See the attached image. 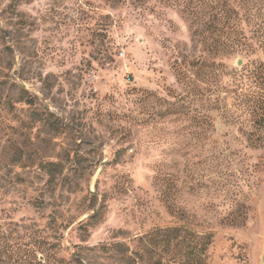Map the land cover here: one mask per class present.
Here are the masks:
<instances>
[{
    "label": "rangeland",
    "instance_id": "obj_1",
    "mask_svg": "<svg viewBox=\"0 0 264 264\" xmlns=\"http://www.w3.org/2000/svg\"><path fill=\"white\" fill-rule=\"evenodd\" d=\"M211 1L0 0V264H156L138 240L168 228L261 264L264 122L238 96L264 55L214 48V15L255 41L264 0Z\"/></svg>",
    "mask_w": 264,
    "mask_h": 264
},
{
    "label": "trees",
    "instance_id": "obj_2",
    "mask_svg": "<svg viewBox=\"0 0 264 264\" xmlns=\"http://www.w3.org/2000/svg\"><path fill=\"white\" fill-rule=\"evenodd\" d=\"M205 0H196L195 6H202ZM212 6H231L227 2L220 3L219 0H212ZM197 4V5H196ZM214 15L216 21L224 19L227 23V29L229 30L227 38L222 42H214V48L221 47L225 56L244 55L249 57L255 51L261 52L264 55V29H258L261 33V38L255 41H250L244 37L237 36L238 26L232 29L230 18L233 15H237L236 10L227 7L226 15H223L222 9L217 11ZM241 36V35H240ZM205 66L204 62L200 63V66ZM240 75L246 78L245 83H240L242 86L240 89H246L243 96L240 94L238 98L243 100L245 104L246 114L254 120V122H264V63L260 61H248L245 68ZM239 85H237L238 87ZM244 86V87H243ZM247 87V88H245ZM251 88L257 89V92H253ZM240 91V92H241ZM261 145H264V138L258 139ZM210 235L200 236L192 233L191 231L184 230L182 228H168L162 231H155L138 240L148 241L149 245L153 247H162L163 254L157 256L156 264H168L170 261L175 264H204L206 260L205 251L209 245L208 239ZM112 250L121 251L124 254V246L122 244L112 245ZM151 251L148 254L151 257ZM125 259H130L125 255ZM139 260L142 256H139ZM164 259V263L161 260Z\"/></svg>",
    "mask_w": 264,
    "mask_h": 264
},
{
    "label": "water",
    "instance_id": "obj_3",
    "mask_svg": "<svg viewBox=\"0 0 264 264\" xmlns=\"http://www.w3.org/2000/svg\"><path fill=\"white\" fill-rule=\"evenodd\" d=\"M261 264H264V256L262 257Z\"/></svg>",
    "mask_w": 264,
    "mask_h": 264
}]
</instances>
